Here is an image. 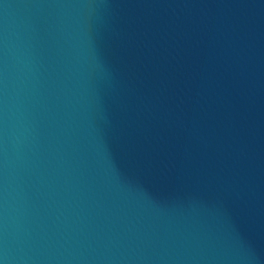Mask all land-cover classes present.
Masks as SVG:
<instances>
[{
	"label": "water",
	"instance_id": "1",
	"mask_svg": "<svg viewBox=\"0 0 264 264\" xmlns=\"http://www.w3.org/2000/svg\"><path fill=\"white\" fill-rule=\"evenodd\" d=\"M0 264H264V0H0Z\"/></svg>",
	"mask_w": 264,
	"mask_h": 264
}]
</instances>
